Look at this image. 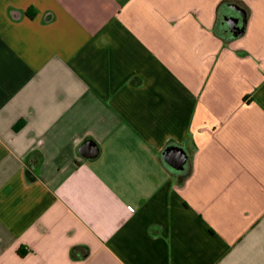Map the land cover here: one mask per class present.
Masks as SVG:
<instances>
[{
  "label": "crops",
  "instance_id": "crops-1",
  "mask_svg": "<svg viewBox=\"0 0 264 264\" xmlns=\"http://www.w3.org/2000/svg\"><path fill=\"white\" fill-rule=\"evenodd\" d=\"M0 264H264V0H0Z\"/></svg>",
  "mask_w": 264,
  "mask_h": 264
},
{
  "label": "water",
  "instance_id": "water-1",
  "mask_svg": "<svg viewBox=\"0 0 264 264\" xmlns=\"http://www.w3.org/2000/svg\"><path fill=\"white\" fill-rule=\"evenodd\" d=\"M230 8L239 13L243 18L242 26L238 25V21L236 18H226V22L231 25L230 30L232 33V37L235 38L241 36L244 33V29L247 24V13L243 8L236 4L230 5ZM81 153L85 157L94 158L98 154V148L93 144L87 142L82 146ZM163 160L173 172H178L186 166L188 155L183 148L176 146L165 150V152L163 153Z\"/></svg>",
  "mask_w": 264,
  "mask_h": 264
},
{
  "label": "flooded vegetation",
  "instance_id": "flooded-vegetation-1",
  "mask_svg": "<svg viewBox=\"0 0 264 264\" xmlns=\"http://www.w3.org/2000/svg\"><path fill=\"white\" fill-rule=\"evenodd\" d=\"M229 17H234L237 19L238 21V25L239 26H242L243 24V18L241 17V15L235 11L233 12H228V13H225L222 15V27L224 28L225 31H227L228 33L232 34L231 33V25L229 23L226 22V18H229Z\"/></svg>",
  "mask_w": 264,
  "mask_h": 264
},
{
  "label": "trees",
  "instance_id": "trees-1",
  "mask_svg": "<svg viewBox=\"0 0 264 264\" xmlns=\"http://www.w3.org/2000/svg\"><path fill=\"white\" fill-rule=\"evenodd\" d=\"M23 125H24L23 122L18 123L15 126V130H19L21 127H23ZM35 171H36V169H35ZM75 252H76V249L73 250V254H75Z\"/></svg>",
  "mask_w": 264,
  "mask_h": 264
}]
</instances>
